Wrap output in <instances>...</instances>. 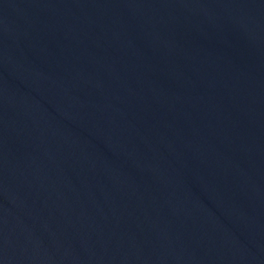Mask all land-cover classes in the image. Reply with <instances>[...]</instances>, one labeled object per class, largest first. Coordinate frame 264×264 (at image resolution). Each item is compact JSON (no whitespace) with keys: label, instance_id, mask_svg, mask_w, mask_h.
Returning <instances> with one entry per match:
<instances>
[{"label":"water","instance_id":"obj_1","mask_svg":"<svg viewBox=\"0 0 264 264\" xmlns=\"http://www.w3.org/2000/svg\"><path fill=\"white\" fill-rule=\"evenodd\" d=\"M0 264H264V0H0Z\"/></svg>","mask_w":264,"mask_h":264}]
</instances>
